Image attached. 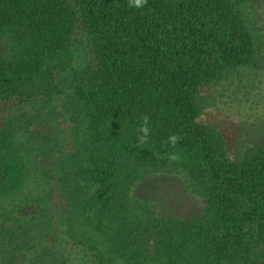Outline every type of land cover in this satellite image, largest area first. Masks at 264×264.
<instances>
[{
    "label": "trees",
    "instance_id": "trees-1",
    "mask_svg": "<svg viewBox=\"0 0 264 264\" xmlns=\"http://www.w3.org/2000/svg\"><path fill=\"white\" fill-rule=\"evenodd\" d=\"M250 2L0 0V264H72L61 238L85 264H264V137L230 156L200 96L253 64ZM178 156L204 204L167 219L133 188Z\"/></svg>",
    "mask_w": 264,
    "mask_h": 264
},
{
    "label": "rangeland",
    "instance_id": "rangeland-1",
    "mask_svg": "<svg viewBox=\"0 0 264 264\" xmlns=\"http://www.w3.org/2000/svg\"><path fill=\"white\" fill-rule=\"evenodd\" d=\"M251 2L249 3L251 17L262 13L260 5H263L264 0H251ZM77 44L78 48L74 55L69 54L64 62L74 61L84 70L89 67L90 52L86 44L81 41ZM258 48L253 64L243 69L239 75L220 82L205 84L200 90L205 121L229 141L231 145L228 147V153L237 159L245 156L244 147L249 143V139L262 140L264 137L263 128L258 131L251 127L253 120L264 127V43ZM237 147L240 148L238 151ZM64 149L68 153L71 152L68 147ZM173 162L177 164L161 165L156 172L143 174L140 171L138 174L140 178L133 188L135 198L154 205L158 213L167 219L197 213L204 204L198 190L181 184V179L184 177L180 167L187 163L186 158L174 157L169 163ZM164 185L167 186L164 187ZM164 188H169L171 191ZM164 193L170 196L169 203L160 202V200L168 202L162 196ZM68 240L70 244L62 241V238L57 239L54 244L56 247L58 245L62 247L61 249L72 264H85V252L76 247L70 238Z\"/></svg>",
    "mask_w": 264,
    "mask_h": 264
},
{
    "label": "clouds",
    "instance_id": "clouds-1",
    "mask_svg": "<svg viewBox=\"0 0 264 264\" xmlns=\"http://www.w3.org/2000/svg\"><path fill=\"white\" fill-rule=\"evenodd\" d=\"M143 2H144V0H135V5H136L137 7H139V6L142 5Z\"/></svg>",
    "mask_w": 264,
    "mask_h": 264
}]
</instances>
